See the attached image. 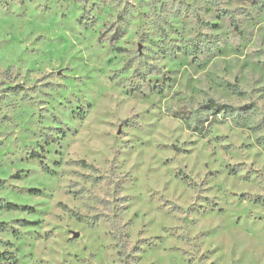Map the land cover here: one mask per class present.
<instances>
[{
    "label": "rangeland",
    "instance_id": "1",
    "mask_svg": "<svg viewBox=\"0 0 264 264\" xmlns=\"http://www.w3.org/2000/svg\"><path fill=\"white\" fill-rule=\"evenodd\" d=\"M251 6L0 0V264H264ZM209 97L257 107L189 125Z\"/></svg>",
    "mask_w": 264,
    "mask_h": 264
},
{
    "label": "trees",
    "instance_id": "2",
    "mask_svg": "<svg viewBox=\"0 0 264 264\" xmlns=\"http://www.w3.org/2000/svg\"><path fill=\"white\" fill-rule=\"evenodd\" d=\"M247 1H249L252 5H255V3L257 2V0H247ZM238 92H240V90H238ZM256 107L257 106L253 103H251L247 106L246 105L245 106H236V105L226 103V102H221L215 98L209 97L203 103L199 104V106L197 107V111H209V110H211L213 117H215L216 119H217V117H220V116L221 117H229L232 119V121L237 123L240 119L243 118V116L247 115L250 112H253ZM221 113H222V115H221ZM81 163L83 165H86V163L84 161H82ZM121 190H122V185H120V186L118 185V191L121 192ZM117 197L120 198V195ZM5 207L6 208H17L16 205L11 204V203L6 204ZM105 218L109 219L108 216H105ZM113 238L117 239V235L115 233L113 234ZM1 256H3V255L0 254V257Z\"/></svg>",
    "mask_w": 264,
    "mask_h": 264
},
{
    "label": "clouds",
    "instance_id": "3",
    "mask_svg": "<svg viewBox=\"0 0 264 264\" xmlns=\"http://www.w3.org/2000/svg\"><path fill=\"white\" fill-rule=\"evenodd\" d=\"M248 11L250 12L251 16L255 17L256 20L259 21V24L264 25V0H257V2L255 3V5L251 6ZM191 58V57H190ZM199 106V104H194V105H190V107L193 109V111H191L188 116L190 118H188L187 122L189 125L195 126L197 124V122H205V120H212L214 117L212 115V111H195V109ZM222 115V113H221ZM206 118V119H205ZM62 120L65 119V117H61ZM256 119H259V117H256ZM67 124H72V120L68 119L65 121ZM178 123L181 124V127L184 126V122L183 121H178ZM139 134V133H137ZM53 135H59L57 133H53ZM183 132L182 131H177L173 138H175V136H182ZM46 163H50V161H45ZM121 243H124V241H121ZM130 244L128 245V247H126L124 249L125 253H127V251H130Z\"/></svg>",
    "mask_w": 264,
    "mask_h": 264
}]
</instances>
